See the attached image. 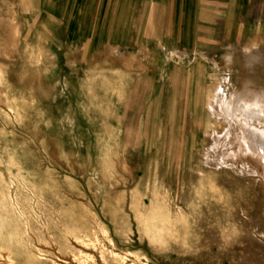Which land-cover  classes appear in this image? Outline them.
<instances>
[{"label": "rangeland", "instance_id": "obj_1", "mask_svg": "<svg viewBox=\"0 0 264 264\" xmlns=\"http://www.w3.org/2000/svg\"><path fill=\"white\" fill-rule=\"evenodd\" d=\"M28 6L0 0V264H264V57H85Z\"/></svg>", "mask_w": 264, "mask_h": 264}, {"label": "crops", "instance_id": "obj_2", "mask_svg": "<svg viewBox=\"0 0 264 264\" xmlns=\"http://www.w3.org/2000/svg\"><path fill=\"white\" fill-rule=\"evenodd\" d=\"M28 5L21 10L42 12L47 31L62 28L63 42L85 57L135 56L142 63L169 58L188 67L236 48L264 57V0H28Z\"/></svg>", "mask_w": 264, "mask_h": 264}, {"label": "bare ground", "instance_id": "obj_3", "mask_svg": "<svg viewBox=\"0 0 264 264\" xmlns=\"http://www.w3.org/2000/svg\"><path fill=\"white\" fill-rule=\"evenodd\" d=\"M257 105V107H258V104H256ZM249 110V109H248ZM240 116V115H239ZM238 118V117H237ZM240 119V118H239ZM249 119V118H248ZM250 120V119H249ZM251 121V120H250ZM241 122H243V121H241ZM248 122V121H247ZM247 124V123H246ZM264 124V123H263ZM255 125V124H254ZM261 125V124H260ZM264 126V125H263ZM263 128V127H262Z\"/></svg>", "mask_w": 264, "mask_h": 264}]
</instances>
